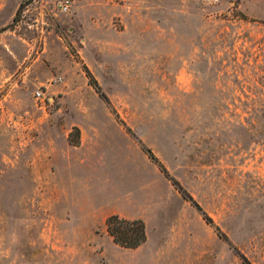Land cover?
<instances>
[{
    "label": "rangeland",
    "instance_id": "rangeland-1",
    "mask_svg": "<svg viewBox=\"0 0 264 264\" xmlns=\"http://www.w3.org/2000/svg\"><path fill=\"white\" fill-rule=\"evenodd\" d=\"M26 1L0 0V264H264V0Z\"/></svg>",
    "mask_w": 264,
    "mask_h": 264
},
{
    "label": "trees",
    "instance_id": "trees-1",
    "mask_svg": "<svg viewBox=\"0 0 264 264\" xmlns=\"http://www.w3.org/2000/svg\"><path fill=\"white\" fill-rule=\"evenodd\" d=\"M30 1L32 0H27L26 2L28 3ZM231 1H233L235 5H237L240 2V0H231ZM85 70L87 72V75L89 76L91 85L95 88V90L99 93V95L106 101L109 107H111L110 101L107 95L101 90V87L97 79L92 75V73L87 67H85ZM74 131L77 132L75 138H73ZM80 142H81V131L79 127L75 126L73 131L69 135V143L76 146L79 145ZM145 151L152 160L157 162L161 171L165 174L166 177H168L172 181V183L179 189V191L183 194V196L186 199L190 200L202 212L205 220L208 223L214 224V220L212 219V217L203 210V208L195 200L193 195L177 179L173 178L170 175L167 168L163 165V163H161L157 159V157L154 155L152 150L150 148H145ZM106 226L108 233L113 238V241L117 245L124 248L137 249L141 245H143L148 239L147 224L145 220L142 218H128L125 216H121L118 213H113L107 217ZM216 230L218 231V234L221 237L229 241L228 235L225 234L219 227H216ZM229 243L232 245L230 241ZM233 248L244 260H247V262H249L247 257L241 251H239L237 247L234 246Z\"/></svg>",
    "mask_w": 264,
    "mask_h": 264
},
{
    "label": "built area",
    "instance_id": "built-area-1",
    "mask_svg": "<svg viewBox=\"0 0 264 264\" xmlns=\"http://www.w3.org/2000/svg\"><path fill=\"white\" fill-rule=\"evenodd\" d=\"M59 5L63 11H69L70 6H71V1L70 0H64V1H61L59 3ZM35 94H36L37 99L44 101L45 98H44V92L43 91L38 90Z\"/></svg>",
    "mask_w": 264,
    "mask_h": 264
},
{
    "label": "crops",
    "instance_id": "crops-1",
    "mask_svg": "<svg viewBox=\"0 0 264 264\" xmlns=\"http://www.w3.org/2000/svg\"><path fill=\"white\" fill-rule=\"evenodd\" d=\"M82 128H83V126H81ZM88 141H87V137H86V134H85V131L82 129V134H81V142H80V144L79 145H72V144H70V146L68 145V148L69 149H77V150H80V149H82L83 147H84V145H86V143H87Z\"/></svg>",
    "mask_w": 264,
    "mask_h": 264
}]
</instances>
